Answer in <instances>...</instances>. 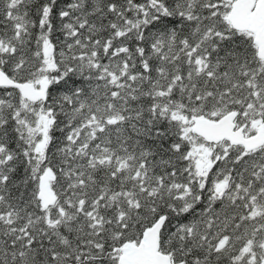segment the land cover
I'll use <instances>...</instances> for the list:
<instances>
[{"label":"snow or ice","instance_id":"1","mask_svg":"<svg viewBox=\"0 0 264 264\" xmlns=\"http://www.w3.org/2000/svg\"><path fill=\"white\" fill-rule=\"evenodd\" d=\"M0 264H264V0H0Z\"/></svg>","mask_w":264,"mask_h":264}]
</instances>
